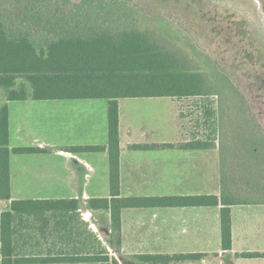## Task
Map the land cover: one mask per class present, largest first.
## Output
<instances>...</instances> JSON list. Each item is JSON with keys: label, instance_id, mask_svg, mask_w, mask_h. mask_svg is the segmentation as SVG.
<instances>
[{"label": "crops", "instance_id": "obj_1", "mask_svg": "<svg viewBox=\"0 0 264 264\" xmlns=\"http://www.w3.org/2000/svg\"><path fill=\"white\" fill-rule=\"evenodd\" d=\"M181 99L187 98L117 100L112 193L108 100L8 101L0 92L10 151L9 199L0 197V264L3 214L10 264H264V188L225 186L220 142L186 136L177 115ZM17 148L41 152H12ZM111 204L119 209V246ZM225 210L228 251L221 241ZM188 255L202 257L176 258Z\"/></svg>", "mask_w": 264, "mask_h": 264}, {"label": "trees", "instance_id": "obj_2", "mask_svg": "<svg viewBox=\"0 0 264 264\" xmlns=\"http://www.w3.org/2000/svg\"><path fill=\"white\" fill-rule=\"evenodd\" d=\"M83 0L77 13L59 14L57 0H0V92L8 101L28 99L108 100V151L110 186L118 187V109L121 98L208 97L215 95L183 52L155 29L113 27L124 2ZM64 5L66 3H63ZM113 15L117 17L110 18ZM110 18V19H109ZM173 38V37H172ZM207 90V91H206ZM205 116H213L206 109ZM8 114L0 108V197L9 199ZM77 148L74 150H80ZM88 150H101L86 148ZM16 154L40 153V149L17 148ZM209 205L217 199L209 197ZM107 205L106 200H96ZM114 203V201H113ZM104 205V204H103ZM113 243L119 246V209L111 204ZM2 215V264L7 255V228ZM224 251L231 247L230 221L221 215ZM202 255L178 256L196 259ZM113 264H117L113 261Z\"/></svg>", "mask_w": 264, "mask_h": 264}, {"label": "rangeland", "instance_id": "obj_3", "mask_svg": "<svg viewBox=\"0 0 264 264\" xmlns=\"http://www.w3.org/2000/svg\"><path fill=\"white\" fill-rule=\"evenodd\" d=\"M81 1L57 0L59 14L75 15ZM99 1L111 2H93ZM118 1L124 6L113 27H149L160 35L171 29L170 44L211 85L206 89L215 95L178 100L186 136L220 142L225 186L263 189L264 0Z\"/></svg>", "mask_w": 264, "mask_h": 264}, {"label": "flooded vegetation", "instance_id": "obj_4", "mask_svg": "<svg viewBox=\"0 0 264 264\" xmlns=\"http://www.w3.org/2000/svg\"><path fill=\"white\" fill-rule=\"evenodd\" d=\"M258 1V0H257Z\"/></svg>", "mask_w": 264, "mask_h": 264}]
</instances>
